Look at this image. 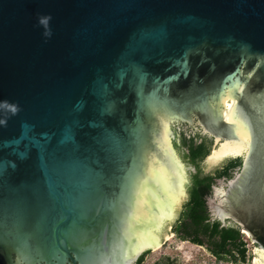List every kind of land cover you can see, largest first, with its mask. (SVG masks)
Wrapping results in <instances>:
<instances>
[{
    "label": "water",
    "instance_id": "1",
    "mask_svg": "<svg viewBox=\"0 0 264 264\" xmlns=\"http://www.w3.org/2000/svg\"><path fill=\"white\" fill-rule=\"evenodd\" d=\"M245 53H264V0H0V264H135L169 239L190 184L173 116L249 130L209 206L264 264V90L221 104Z\"/></svg>",
    "mask_w": 264,
    "mask_h": 264
},
{
    "label": "trees",
    "instance_id": "2",
    "mask_svg": "<svg viewBox=\"0 0 264 264\" xmlns=\"http://www.w3.org/2000/svg\"><path fill=\"white\" fill-rule=\"evenodd\" d=\"M199 56L204 52L198 53ZM195 80L199 78L194 77ZM149 82L147 87L150 88ZM124 93L125 90H124ZM123 93V94H124ZM114 95H118L117 93ZM122 97L132 101V93L118 95L116 98L121 103ZM185 159L195 168L191 173L188 187V200L184 203L178 219L172 226V234L183 242L205 248L215 260L223 264H250L252 253L249 245L250 237L242 228L231 220L223 225L220 220H213L209 206V199L213 196V188L219 180H231L242 167L243 159L237 157L224 162L212 172L205 173L202 163L211 155L213 137L198 133L193 138H188L183 132L180 136ZM230 222V223H229ZM258 247L257 243H253ZM150 250L144 252L135 264H143ZM155 264H182L177 259L169 256L163 257Z\"/></svg>",
    "mask_w": 264,
    "mask_h": 264
},
{
    "label": "rangeland",
    "instance_id": "3",
    "mask_svg": "<svg viewBox=\"0 0 264 264\" xmlns=\"http://www.w3.org/2000/svg\"><path fill=\"white\" fill-rule=\"evenodd\" d=\"M229 104L230 105L228 106H222L224 110V119H226V115L230 112V107L233 106L234 99L230 100ZM193 118L195 122L194 123L191 122L192 124H189L190 125L189 127L192 128L197 127L200 129L203 135H209L203 129L199 121H197V118L196 117ZM183 124L185 123L180 120H175L172 123L170 122V127L172 131V139L175 149L178 155L180 156L189 175V172H191V170L189 169L192 168L193 166L185 159L182 144L178 135L181 133L179 128L182 127L181 125ZM228 141L229 140L224 141L220 138H214L211 155L202 163V168L205 173L212 172L214 169L221 166L224 162L237 157V156L228 155L226 157L221 158L220 160H215L213 158L214 153L218 151L225 142ZM226 184L227 181L222 179L218 181L216 187L222 188L225 187ZM249 248L252 253V259L250 264H255V247L253 246V243L249 245ZM150 251L151 253L146 257L145 262L143 264H155L157 261L167 256L177 259L182 264H223L215 260V258H213L205 248L195 246L189 242L180 241L179 239L176 238L174 234L165 242H163L161 246L159 245V247L151 249Z\"/></svg>",
    "mask_w": 264,
    "mask_h": 264
},
{
    "label": "flooded vegetation",
    "instance_id": "4",
    "mask_svg": "<svg viewBox=\"0 0 264 264\" xmlns=\"http://www.w3.org/2000/svg\"><path fill=\"white\" fill-rule=\"evenodd\" d=\"M223 64L225 63L224 62L222 63V60L221 58H219V56L215 57L214 62L211 61V59L209 58L205 59L201 56L200 58L195 59V66L197 67L196 69H202L204 71V69L206 68L205 72H208V73H213L214 71H215L214 73H217V71L219 73V71L222 69ZM226 64L228 67H230V71L232 73H235L236 75L242 78L243 84L236 90L237 94H241L242 87L244 86V84H247V88L244 91V97L242 101H247L249 99L250 93L255 95V97H258L259 94L264 90V72L262 73L260 72L261 70H259L260 67L264 64V53L263 54H246L245 53L244 55L238 57L234 63L229 62ZM237 101L238 100H234V103H237ZM181 126L182 127L179 128L181 132L180 134H178L179 138L183 132L187 135L188 138H193L198 133L202 134L200 129L197 127L192 128V127H189L190 125L188 124H183ZM213 140H214V137H213ZM192 172L193 171L189 172V180H190V176ZM72 255L74 256V254ZM22 264H25V263H22ZM41 264H46V263H41ZM65 264H74V262L70 258H68Z\"/></svg>",
    "mask_w": 264,
    "mask_h": 264
},
{
    "label": "bare ground",
    "instance_id": "5",
    "mask_svg": "<svg viewBox=\"0 0 264 264\" xmlns=\"http://www.w3.org/2000/svg\"><path fill=\"white\" fill-rule=\"evenodd\" d=\"M236 89H238V88L235 85H232V86H229L227 89L224 88L222 90V93H221V104H222V106L230 105L229 104L230 100L233 99V96L235 95L234 93L236 92ZM233 111H234V109L232 106V107H230V112L226 115V119L230 118ZM223 114H224V110H223ZM179 119H180V116H173V117H171L170 122L172 123L175 120H179ZM171 134H172V131H171ZM237 134L244 141L251 142V135H250L249 130H247L245 128H240V129H238ZM244 141L232 139V140H229L228 142H225L222 145V147L214 153L213 158L215 160H220L221 158L226 157L228 155L237 156V155L242 154L245 150L248 149V145Z\"/></svg>",
    "mask_w": 264,
    "mask_h": 264
}]
</instances>
